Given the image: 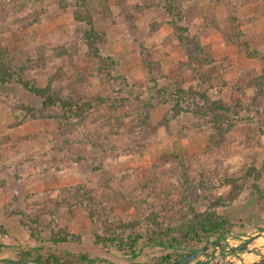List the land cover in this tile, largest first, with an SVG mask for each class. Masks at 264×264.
Masks as SVG:
<instances>
[{
    "label": "rangeland",
    "instance_id": "1",
    "mask_svg": "<svg viewBox=\"0 0 264 264\" xmlns=\"http://www.w3.org/2000/svg\"><path fill=\"white\" fill-rule=\"evenodd\" d=\"M0 51V264H168L212 240L208 264L264 255V0H0ZM16 77L104 103L64 115ZM194 211L225 238L150 241Z\"/></svg>",
    "mask_w": 264,
    "mask_h": 264
},
{
    "label": "trees",
    "instance_id": "2",
    "mask_svg": "<svg viewBox=\"0 0 264 264\" xmlns=\"http://www.w3.org/2000/svg\"><path fill=\"white\" fill-rule=\"evenodd\" d=\"M168 12L170 13V10H168ZM76 17L81 18L82 16L76 14ZM90 28L92 29L91 26ZM94 35L95 34L91 32L90 36L88 35L87 36L88 38H94ZM89 44L93 45L94 43L90 42ZM11 76L12 74L8 70V64L4 63L0 51V86L8 82ZM16 81L21 83L26 88V90H28L35 97H37L44 108L58 107L59 109L62 110L64 115L68 113L70 115L80 117L84 114H87L90 110L100 107L104 103L103 99H97L95 103L85 102L82 104H77L69 100L63 99L61 97H58L55 94H52L50 92V88L48 85L45 87H38L31 82L22 80L20 77H16ZM174 92H176V94H179V97H184V96L188 97V95H191V93H188V90H185L182 87H175ZM201 108H203L202 112L198 110ZM196 111L199 115H206L207 112L205 111H211L216 113L217 116H226L229 113L230 108L221 101L209 102L206 100V108L199 107L196 109ZM227 227H228V220L219 213H216L214 211H202V212L194 211V215L191 221L184 227V229L178 230L176 228H158L149 232L150 234L149 239L151 242H154L156 244L168 245L170 247H173L175 244H180L181 242H184L186 239L200 240L202 238H210L212 236H215L216 238L219 239H224L227 233ZM140 237H141L140 234H134L133 236L129 235L128 239L130 246L131 247L134 246V244L137 242V240ZM59 240L66 242L69 241L64 237L60 238ZM99 240L100 239H96L95 243L100 242ZM105 240L111 241L112 238L108 237L105 238ZM28 253L29 252H25V256H24L25 258L27 257ZM132 255L133 257H136L137 252L132 251ZM167 258H168L167 256L164 257V260L166 262L169 261V259ZM77 259L79 262H81V260L85 259V256L81 255ZM35 261L42 264L72 263V261L70 260H63V262H61L56 256L53 255H50L45 258L38 256L35 258ZM129 264H146V263L133 261L130 262Z\"/></svg>",
    "mask_w": 264,
    "mask_h": 264
},
{
    "label": "water",
    "instance_id": "3",
    "mask_svg": "<svg viewBox=\"0 0 264 264\" xmlns=\"http://www.w3.org/2000/svg\"><path fill=\"white\" fill-rule=\"evenodd\" d=\"M261 235V234H259ZM251 241H247L239 246L229 247L230 250L236 251V250H247L248 252H251V250L248 248L247 244ZM222 243L219 240H212L201 246L200 248H197L180 258L168 263V264H208V261L212 257V252H209L208 249L210 247H220ZM201 257H205V260H202ZM9 263H15V264H42L35 260H29V259H19V260H9ZM64 264V263H62ZM70 264H77V263H70ZM242 264H264V255L260 256L258 259L249 261L247 263L243 262Z\"/></svg>",
    "mask_w": 264,
    "mask_h": 264
},
{
    "label": "flooded vegetation",
    "instance_id": "4",
    "mask_svg": "<svg viewBox=\"0 0 264 264\" xmlns=\"http://www.w3.org/2000/svg\"><path fill=\"white\" fill-rule=\"evenodd\" d=\"M1 261V260H0ZM6 262H2V264H5Z\"/></svg>",
    "mask_w": 264,
    "mask_h": 264
}]
</instances>
